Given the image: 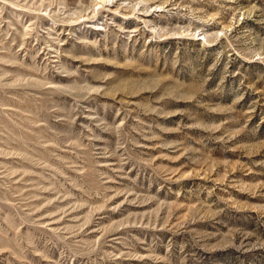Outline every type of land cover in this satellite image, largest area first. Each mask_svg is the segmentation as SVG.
Masks as SVG:
<instances>
[{"label": "rangeland", "instance_id": "374dc122", "mask_svg": "<svg viewBox=\"0 0 264 264\" xmlns=\"http://www.w3.org/2000/svg\"><path fill=\"white\" fill-rule=\"evenodd\" d=\"M0 264H264V0H0Z\"/></svg>", "mask_w": 264, "mask_h": 264}]
</instances>
